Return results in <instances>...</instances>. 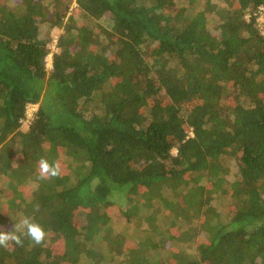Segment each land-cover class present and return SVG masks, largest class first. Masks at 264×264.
Returning <instances> with one entry per match:
<instances>
[{
	"label": "trees",
	"instance_id": "1",
	"mask_svg": "<svg viewBox=\"0 0 264 264\" xmlns=\"http://www.w3.org/2000/svg\"><path fill=\"white\" fill-rule=\"evenodd\" d=\"M196 1L0 0V227L46 233L0 247V264H264V0ZM39 21L61 31L51 69ZM41 157L60 174L39 179ZM163 196L173 227L205 220L170 236L194 254H160L151 216L128 234Z\"/></svg>",
	"mask_w": 264,
	"mask_h": 264
},
{
	"label": "rangeland",
	"instance_id": "2",
	"mask_svg": "<svg viewBox=\"0 0 264 264\" xmlns=\"http://www.w3.org/2000/svg\"><path fill=\"white\" fill-rule=\"evenodd\" d=\"M205 0H197L192 7H188L189 8V12L193 13L194 8L195 10L199 9L200 7L203 6ZM212 4H218L220 5V3H218L217 0H209ZM9 5H12L11 0H7ZM71 2H73V0H71ZM179 6L182 7H186L184 3L177 1ZM187 8V9H188ZM70 10V9H69ZM73 10V9H71ZM70 10V11H71ZM98 24L109 28L108 26L110 25V21L105 18V19H101L97 22ZM38 26H39V34L40 37L42 39L45 40H49L51 44L52 40L55 39L57 40V37L60 35L61 31L54 28L51 29L48 24L43 23V22H38ZM213 27V26H211ZM212 33H215L214 29H211ZM188 132H190V130L188 128H185ZM24 130V129H23ZM176 153V151H173V154ZM227 163L225 166H227V170H228V174L226 176V181L230 182L234 179V176L237 174V165L235 163V161L233 159H226ZM29 185L31 186V183H29ZM34 186V185H33ZM7 185L6 182L0 179V191L5 189L6 190ZM167 195V193H166ZM170 197V196H169ZM169 197H161L160 203L157 202H152L151 203V207L150 208H146L143 211H141V219L138 220L137 218L134 219V221L132 222L131 226L129 227V231L128 234H131V231H137V235L139 236H135V238L133 240L137 239H144L145 238V234L143 233L144 231H147L149 228V224L147 222H145L144 217L146 218L147 216H151L153 219V223H154V227L157 229L159 235H160V240H164L167 241V243L165 244L166 246H163V248H161V244H160V248H159V253L162 255H165L167 252H177L181 250L186 251L187 253H191L194 254L195 253V249L194 247L189 248L188 246H186L185 244H180V245H169L168 243H170L169 241L171 240V237L173 234L175 233H181V231L186 230L188 228V225H192V227H194L197 231L196 233L199 234V236H202L203 230L201 225H204L205 220H202L200 216L197 219H193L191 221H189L188 223H181V222H176L174 224V227L172 226V220L174 221L175 219L173 214H171V211L175 209V207H177V205L175 204L176 200H172L171 197L169 199ZM230 204V200H218V198L212 197L210 204L208 206H210V208L215 209V211L220 212V213H224L227 214V210H228V205ZM165 205H168L172 208L171 211H167ZM13 220H12V216L10 215L9 220L6 221L7 223L4 224V226L0 227L1 231L4 232H9L10 225L12 226V230L14 229V225L17 224L19 222L20 219H17V217L13 216ZM12 221V223H11ZM191 222V223H190ZM178 223V224H177ZM173 227V228H172ZM132 239V238H131ZM163 244V243H162ZM193 246V245H192ZM167 251V252H166ZM85 264V263H82Z\"/></svg>",
	"mask_w": 264,
	"mask_h": 264
},
{
	"label": "clouds",
	"instance_id": "3",
	"mask_svg": "<svg viewBox=\"0 0 264 264\" xmlns=\"http://www.w3.org/2000/svg\"><path fill=\"white\" fill-rule=\"evenodd\" d=\"M37 174L39 179L54 178L60 174V166L56 162H49L41 157L37 161ZM46 233L43 227L29 217H23L11 232L0 231V247H8L10 242L17 246H22L21 237H27L35 245H40L45 240Z\"/></svg>",
	"mask_w": 264,
	"mask_h": 264
},
{
	"label": "built area",
	"instance_id": "4",
	"mask_svg": "<svg viewBox=\"0 0 264 264\" xmlns=\"http://www.w3.org/2000/svg\"><path fill=\"white\" fill-rule=\"evenodd\" d=\"M73 7H76L75 0L72 3ZM256 27L260 33V35L264 38V7H259L258 11L254 14ZM248 18V17H247ZM50 52L45 58L47 68L51 69V58L52 54L57 51L56 48V40L53 39L51 45L49 47ZM38 103H27L24 107L23 117L20 119L19 124L22 129H27L31 122L33 121L37 111H38ZM191 132H189V135Z\"/></svg>",
	"mask_w": 264,
	"mask_h": 264
}]
</instances>
